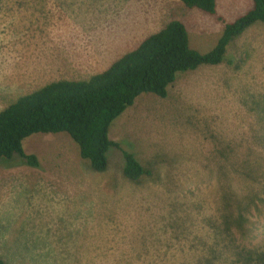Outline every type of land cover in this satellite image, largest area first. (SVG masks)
Listing matches in <instances>:
<instances>
[{"label": "rangeland", "instance_id": "1", "mask_svg": "<svg viewBox=\"0 0 264 264\" xmlns=\"http://www.w3.org/2000/svg\"><path fill=\"white\" fill-rule=\"evenodd\" d=\"M251 6L215 0L210 14L180 0H0V110L41 83L32 59L39 32L90 34L114 61L179 20L190 46L207 52L223 22ZM225 57L179 72L166 97L141 93L111 123L109 138L151 171L140 183L124 177L116 147L105 171L91 170L65 132L24 138L38 166L1 158L2 264H229L218 210L264 191V176L246 168L264 169V118L250 102L264 99V23L233 39ZM252 219L262 234L264 210Z\"/></svg>", "mask_w": 264, "mask_h": 264}, {"label": "trees", "instance_id": "2", "mask_svg": "<svg viewBox=\"0 0 264 264\" xmlns=\"http://www.w3.org/2000/svg\"><path fill=\"white\" fill-rule=\"evenodd\" d=\"M180 1L188 7L215 13V0ZM257 21L264 23V0H252L250 9L231 22H223L213 48L200 52L190 46L185 25L171 20L105 69L85 79H59L18 95L0 110V159L15 158L14 163L38 166L36 155L23 149L24 138L38 132H65L77 144L79 156L87 160L91 170L105 171L106 154L116 147L124 159L122 174L129 181L140 183L151 171L132 152L121 149L109 138L111 123L141 93L166 97L179 72L204 64L230 63L225 57L227 46ZM250 102L264 118V99L255 97ZM257 141H264V137L259 134ZM246 168L248 176H264V169L250 164ZM261 209L264 210V191L249 193L236 209L228 206L218 210L220 222L215 225L216 235L220 241L229 238V249L232 245L229 264H264V224L262 234L256 236L257 225L252 219ZM256 238L258 241L254 242ZM53 264H59L58 260Z\"/></svg>", "mask_w": 264, "mask_h": 264}, {"label": "crops", "instance_id": "3", "mask_svg": "<svg viewBox=\"0 0 264 264\" xmlns=\"http://www.w3.org/2000/svg\"><path fill=\"white\" fill-rule=\"evenodd\" d=\"M68 32L70 34L66 38L63 32L58 35L50 30L35 32V36L38 33V39L34 41L39 48L32 58L35 59L33 67L39 70V76L43 77L40 78L41 83L38 86L59 79H85L105 69L107 62H112V54L104 56L97 46L93 45L95 43L90 41V34L83 35L81 31L74 34L72 29H68ZM4 41L5 45L9 44L8 37ZM14 44L24 45L19 38Z\"/></svg>", "mask_w": 264, "mask_h": 264}]
</instances>
